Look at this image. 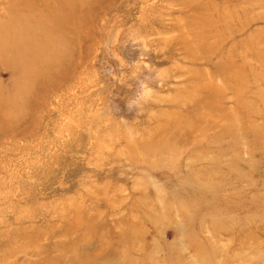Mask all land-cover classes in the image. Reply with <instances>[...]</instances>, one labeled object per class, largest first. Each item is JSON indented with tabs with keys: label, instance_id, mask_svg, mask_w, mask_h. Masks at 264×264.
Segmentation results:
<instances>
[{
	"label": "rangeland",
	"instance_id": "rangeland-1",
	"mask_svg": "<svg viewBox=\"0 0 264 264\" xmlns=\"http://www.w3.org/2000/svg\"><path fill=\"white\" fill-rule=\"evenodd\" d=\"M0 264H264V0H0Z\"/></svg>",
	"mask_w": 264,
	"mask_h": 264
},
{
	"label": "bare ground",
	"instance_id": "bare-ground-1",
	"mask_svg": "<svg viewBox=\"0 0 264 264\" xmlns=\"http://www.w3.org/2000/svg\"><path fill=\"white\" fill-rule=\"evenodd\" d=\"M81 1V0H80ZM77 2V1H76ZM80 6V5H79ZM75 8V7H74ZM76 12V11H75ZM23 40L25 39V38H22ZM18 48V47H17ZM25 49V47H22V50H24ZM41 64V63H40Z\"/></svg>",
	"mask_w": 264,
	"mask_h": 264
}]
</instances>
